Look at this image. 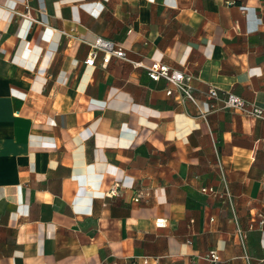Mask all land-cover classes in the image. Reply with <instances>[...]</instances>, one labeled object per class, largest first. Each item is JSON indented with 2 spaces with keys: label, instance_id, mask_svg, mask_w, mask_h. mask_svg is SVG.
<instances>
[{
  "label": "crops",
  "instance_id": "obj_1",
  "mask_svg": "<svg viewBox=\"0 0 264 264\" xmlns=\"http://www.w3.org/2000/svg\"><path fill=\"white\" fill-rule=\"evenodd\" d=\"M99 37L129 61L86 66ZM152 62L198 103L133 66ZM210 88L264 108V0H0V264H247L203 189H224L218 155L241 226L264 213V121L208 112Z\"/></svg>",
  "mask_w": 264,
  "mask_h": 264
},
{
  "label": "built area",
  "instance_id": "obj_2",
  "mask_svg": "<svg viewBox=\"0 0 264 264\" xmlns=\"http://www.w3.org/2000/svg\"><path fill=\"white\" fill-rule=\"evenodd\" d=\"M89 48L90 50L88 56L84 61V64L88 67H95L99 58H101L104 66L109 65L113 58L129 61L127 50L122 45L102 37L97 38L93 43H89ZM133 66L135 68H145L152 81H165L168 85L166 90L167 96L175 95L178 101L182 104L187 101H191L195 104L198 103V100L193 92V87L190 83L191 78L183 71L173 70L168 65L161 62H152L148 67L143 65V63H133ZM204 96L208 102V112L234 111L251 119L264 121V108L253 101H248L230 92H220L216 88H210ZM217 159L224 189L223 191L218 192L209 188L203 189V192L210 193L217 197L232 213L233 220L236 224L235 233L239 239L240 245L243 248L244 258L246 259L247 264H264V258H260L255 261V259L251 257L246 244L248 236L247 233L249 231H254L256 228L260 230L264 229V213L259 212L251 214L247 230L241 226L238 218L237 204L228 185L227 176L223 170L222 163L218 155ZM120 188V183H114L110 187L107 196H118ZM135 200L139 201V198H136ZM207 259L211 264H218L220 262L219 252L217 250H212ZM130 264H151V260L149 257L135 258L130 262Z\"/></svg>",
  "mask_w": 264,
  "mask_h": 264
}]
</instances>
